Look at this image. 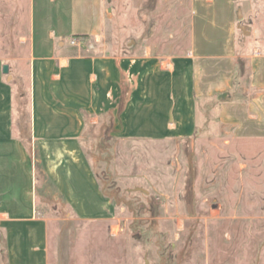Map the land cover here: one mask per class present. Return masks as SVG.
I'll list each match as a JSON object with an SVG mask.
<instances>
[{
    "label": "crops",
    "instance_id": "1",
    "mask_svg": "<svg viewBox=\"0 0 264 264\" xmlns=\"http://www.w3.org/2000/svg\"><path fill=\"white\" fill-rule=\"evenodd\" d=\"M192 1L190 49L162 56L115 51L108 40L101 49L105 0H0V264H50L59 209L84 221L114 217L90 156L95 128L130 148L125 173L161 178L169 206L184 214V146L200 101L219 104L237 135L264 141V0ZM76 35L86 37L73 43Z\"/></svg>",
    "mask_w": 264,
    "mask_h": 264
},
{
    "label": "rangeland",
    "instance_id": "2",
    "mask_svg": "<svg viewBox=\"0 0 264 264\" xmlns=\"http://www.w3.org/2000/svg\"><path fill=\"white\" fill-rule=\"evenodd\" d=\"M105 2L101 49L105 40L115 51L148 49L162 56L190 49L192 0ZM18 80L17 105L26 122L28 80ZM235 131L219 104L200 101L197 134L184 146V214L169 206L175 197L163 192L161 178L125 173L126 144L109 138L104 127L91 130L90 156L114 217L84 221L59 209L50 224V264H264V141ZM140 162L134 154L132 166Z\"/></svg>",
    "mask_w": 264,
    "mask_h": 264
},
{
    "label": "water",
    "instance_id": "3",
    "mask_svg": "<svg viewBox=\"0 0 264 264\" xmlns=\"http://www.w3.org/2000/svg\"><path fill=\"white\" fill-rule=\"evenodd\" d=\"M239 27L245 32V26H243V25H239ZM9 71H10L9 64H4V65H3V72H4L5 74H8ZM145 192H147V191H145Z\"/></svg>",
    "mask_w": 264,
    "mask_h": 264
},
{
    "label": "trees",
    "instance_id": "4",
    "mask_svg": "<svg viewBox=\"0 0 264 264\" xmlns=\"http://www.w3.org/2000/svg\"><path fill=\"white\" fill-rule=\"evenodd\" d=\"M80 37H86V35H76V36H75V40H76L77 38H80ZM108 137H109V138L111 137V139L113 138V136H111V135H109Z\"/></svg>",
    "mask_w": 264,
    "mask_h": 264
},
{
    "label": "built area",
    "instance_id": "5",
    "mask_svg": "<svg viewBox=\"0 0 264 264\" xmlns=\"http://www.w3.org/2000/svg\"><path fill=\"white\" fill-rule=\"evenodd\" d=\"M75 41H76V40L74 39V40H73V43H74Z\"/></svg>",
    "mask_w": 264,
    "mask_h": 264
}]
</instances>
